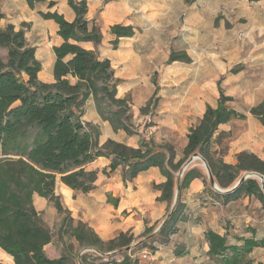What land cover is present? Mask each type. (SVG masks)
Instances as JSON below:
<instances>
[{
  "label": "trees",
  "instance_id": "16d2710c",
  "mask_svg": "<svg viewBox=\"0 0 264 264\" xmlns=\"http://www.w3.org/2000/svg\"><path fill=\"white\" fill-rule=\"evenodd\" d=\"M24 1L30 9L39 3L46 4L47 10L38 11V14L55 22L62 42L53 47L54 81L45 83L38 79L41 62L35 56V46L26 42L25 30L15 29L9 23L0 26V48L6 49L5 60L0 58V248L12 257L13 264H73L71 252L66 247L61 248L59 256L47 257L44 247L52 244L55 236L60 241L64 236L73 238L79 246L92 247L101 253L128 248L131 235L120 233L112 240H102L85 222L71 217L55 192L58 177L74 191L86 193L94 189L97 170L84 166L99 156L110 158L108 171H103L105 174L122 168L124 183L155 166L165 177L163 183L155 186L161 191L158 199L168 204L164 223L141 245L125 250L121 260L114 264H142L131 256L132 252L147 245L154 251L153 243L157 239L159 243L167 244L180 230L178 224L187 219L180 194L193 178H201L212 199L223 205L253 196L264 208V194L255 178H247L236 190L222 194L211 189L204 175L194 169L187 170L180 180L174 174L187 157L198 153L206 160L214 181L223 189L230 188L246 171L264 177V160L259 156L242 151L235 155V162L227 163L221 152L213 150L214 143L221 145L225 135L219 131V125L245 117L243 112H237L229 105L234 98L225 96L222 89H218L216 106L207 105L198 123L188 128L186 145L179 160L175 159L172 144H154L151 139H140L137 148L111 139L99 145L97 127L81 117L88 98H92L100 117L114 129L133 133L130 127L133 116L127 99L116 96L119 80L114 77L110 60L99 58L96 50H87L79 44L98 45L101 40L99 26L94 19L86 18L87 1L67 0L75 14L72 21L51 9L56 1ZM3 17L0 12V22ZM109 32L114 36L112 43L116 46L118 38L132 36L134 29L129 25L114 24L109 26ZM173 61L189 62L190 56L183 49L171 50L167 62ZM69 77L76 81L72 83ZM156 91L157 88L154 94ZM156 104L153 95L140 112L148 114ZM249 112L264 126L263 102L250 107ZM176 185L180 188L179 197L170 213ZM34 194L45 198L61 216L55 236L43 222L40 211L33 206ZM152 229L145 227V232L150 234ZM225 231H204L205 253L220 264H255L250 254L264 249V235L259 237L251 226L243 228L241 233ZM180 246L175 245L176 256L187 254L186 248ZM108 263L104 261V264Z\"/></svg>",
  "mask_w": 264,
  "mask_h": 264
},
{
  "label": "crops",
  "instance_id": "0c3cea01",
  "mask_svg": "<svg viewBox=\"0 0 264 264\" xmlns=\"http://www.w3.org/2000/svg\"><path fill=\"white\" fill-rule=\"evenodd\" d=\"M53 1H56V4L51 8L52 10L56 9L68 21L75 18L67 0ZM86 1V18L89 21L94 19L98 24L101 40L98 45L91 42L79 44L87 50L97 49L99 58L110 60L114 77L120 80L116 86V96L127 97L131 101L134 128L131 134L121 129H114L111 123L100 117L92 98L85 101L81 116L83 121L97 127L100 132L99 145L110 139L132 148H137L142 138L151 139L154 144L162 142L173 144L178 141L179 148L174 149L175 159L179 160L186 145L188 128L198 123L207 105L216 106L218 96L213 102H209L203 95L202 99H200L201 96L189 95L186 84L169 83L167 59L171 50L167 52L166 34L159 36L152 32L166 28L163 20L165 18L164 0ZM244 1L254 4L264 0ZM46 10L47 8L38 11ZM37 15L40 16L38 12ZM40 18L48 30L46 28L40 30L37 33L38 38L34 40L30 39L31 32L28 33L25 30V40L28 44L35 46V56L41 62V69L37 73L38 79L50 83L54 81L53 47L60 45L62 39L57 34V25L53 20H45L41 16ZM114 24L133 27L134 34L118 38L116 46H113L111 43L114 36L109 32V26ZM184 41L187 43V40ZM186 47L185 44L179 50L183 49L189 55ZM262 60L263 58H256L254 64ZM175 62L180 61L171 63ZM69 78L72 83L76 81L74 77ZM156 88L157 91L154 94ZM153 95L157 100L156 107L150 113L142 114L140 108L145 106ZM260 102L262 101L258 103ZM254 105L257 104H250L248 107L230 106L237 112H243L245 114L243 119L250 115L258 122L259 126L256 130L263 135L262 143L254 142L255 140L251 139L254 135H251L248 141H244L248 142V145L238 146L232 158H227L222 153L227 163L235 162V155L242 151L251 152L264 160V126L249 112L250 107ZM243 119H232L226 124H221L218 127L219 131L228 132L229 128L225 126L232 121ZM218 148L219 144L214 143L213 150L218 152ZM110 162V158L99 156L84 166L86 169L97 170L95 188L89 192L74 191L64 185L59 177L55 183V192L60 195L61 204L70 211L71 217L85 222L102 240H112L120 233L137 237L143 233L145 227L153 226L165 219L168 204L158 199L161 191L155 188L156 185L165 181V177L155 166L141 171L136 177L124 183L121 167H117L108 174L103 172L108 171ZM33 200L37 205H41L43 200L47 202L45 198L37 194L33 195ZM180 201L185 204L187 219L178 224L180 230L169 238L167 254L170 260L181 259V256H176L174 251L175 245L180 246V241H183L181 243L187 250V254L183 257L194 256L193 251L197 247L192 243L193 234L198 233L193 232L205 222H208L206 229L200 230L203 238L204 231L207 229L224 233L225 230L237 232L246 226L253 227L259 237L264 235V208L253 196L241 197L223 205L212 199L211 192L201 178H193L181 192ZM35 208L39 211L40 207ZM180 237L184 238L180 239Z\"/></svg>",
  "mask_w": 264,
  "mask_h": 264
},
{
  "label": "rangeland",
  "instance_id": "374dc122",
  "mask_svg": "<svg viewBox=\"0 0 264 264\" xmlns=\"http://www.w3.org/2000/svg\"><path fill=\"white\" fill-rule=\"evenodd\" d=\"M45 9V3L36 4L30 9L24 0H0V12L4 16L0 26L13 24L16 29L23 28L26 32H31V40L37 39L40 30H48L37 15L38 10ZM164 12L166 28L153 30V34H166L167 52L179 50L186 44L190 55L189 62L168 63L169 83L186 84L189 95L201 96L200 99L203 95L209 102L216 99L219 95L218 89L221 88L225 96L234 98L230 105L248 107L259 101L264 103V1L251 4L244 0H164ZM184 40H187V43ZM95 50L97 52V49ZM5 57L6 49L0 48V58L4 61ZM256 58L263 60L255 65ZM124 98L131 109V101L127 97ZM257 126L258 122L250 115L243 120L232 121L225 126L229 130L224 131L225 135L217 150L227 158H232L238 146L248 145V142L244 141H248L251 135H254L251 137L254 142L262 143L263 135L256 130ZM130 127L134 128L132 121ZM173 144L174 148H179L178 141ZM191 167L204 175L210 187L201 160L188 165L179 180ZM32 203L34 207H40L43 222L55 236L61 216L44 200L41 205H37L32 198ZM161 223L162 221L147 226L153 228L152 232L149 234L144 229L141 235L132 237L128 248L123 250L101 253L92 247L79 246L73 238L64 236L63 241H60L55 236L54 242L47 245L44 251L47 257L55 258L60 255L61 248L66 247L67 251L71 252L73 264H104V261L114 264L121 260L125 250L130 251L155 234ZM207 224L208 222H205L193 232L198 233L193 234L192 240L193 246L197 248L191 258L181 256V259H168L169 248L167 244L159 243L158 239L153 243L154 251L147 245L132 252L131 256L142 264H220L205 253V239L200 230L206 229ZM181 242L183 241H180L183 247H180L185 249ZM144 253L146 257L143 256ZM250 256L255 264H264V249L253 251ZM0 263L13 264L12 257L1 248Z\"/></svg>",
  "mask_w": 264,
  "mask_h": 264
},
{
  "label": "water",
  "instance_id": "95a60500",
  "mask_svg": "<svg viewBox=\"0 0 264 264\" xmlns=\"http://www.w3.org/2000/svg\"><path fill=\"white\" fill-rule=\"evenodd\" d=\"M196 160H201L202 162V165L205 169V173H207V177H208V180H209V184H210V187H212V189L214 191H217L219 193H222V194H229L230 192L236 190L239 185L247 178H255L258 180V183H259V186L261 187V190L264 194V177L262 174L260 173H257V172H253V171H246L244 172V174L238 178L231 186L230 188H226V189H223L221 187H219L217 185V183L214 181V178L212 176V173L210 172L209 170V167H208V164L206 162V160L204 158H202L200 156V154L198 153H193L192 155H190L189 157H187V159L185 160L184 164L181 166V168L178 170V172L176 173L177 174V177L179 179L180 176H182L183 174V171L185 170V168L190 165L191 163H193L194 161ZM179 192H180V188L178 187V185L175 186V191H174V195H173V198H172V205H171V208H170V213L172 212V209L174 208L175 204H176V201L179 197ZM169 213V214H170ZM166 219V216L164 217ZM165 219L162 221V223H164ZM161 223V224H162ZM161 224L159 225V227L161 226ZM158 227V228H159Z\"/></svg>",
  "mask_w": 264,
  "mask_h": 264
},
{
  "label": "built area",
  "instance_id": "2783aa9c",
  "mask_svg": "<svg viewBox=\"0 0 264 264\" xmlns=\"http://www.w3.org/2000/svg\"><path fill=\"white\" fill-rule=\"evenodd\" d=\"M143 256L146 257V254L144 253Z\"/></svg>",
  "mask_w": 264,
  "mask_h": 264
}]
</instances>
